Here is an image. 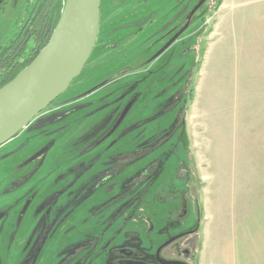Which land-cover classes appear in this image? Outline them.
I'll return each mask as SVG.
<instances>
[{
  "label": "rangeland",
  "instance_id": "1",
  "mask_svg": "<svg viewBox=\"0 0 264 264\" xmlns=\"http://www.w3.org/2000/svg\"><path fill=\"white\" fill-rule=\"evenodd\" d=\"M134 1L141 3L143 0ZM188 1L148 0L147 3L138 6L140 7L139 16L147 17H139L140 20L137 21L136 26L144 25L145 18L155 17L157 21L154 23L159 31L167 24L166 21L169 22L181 12L183 4H187ZM196 1L191 0L192 7ZM22 19L19 4L15 0H11L0 9V41L9 38ZM160 19L163 20L159 22ZM148 26L149 24L144 25L143 31L134 41L131 40L137 47V51L132 48L133 43L132 49L117 51L116 55L123 52L124 55L116 63H100L101 60L98 58L100 52L93 51L83 71L59 97V99L71 98L77 92L87 91L93 88V84L100 78L115 72L114 76L119 77V82L117 80L112 86L82 99L81 103L91 101L96 103L76 112L77 116L71 119L67 131L61 130L57 133L62 132L63 136L69 133L70 137L67 140L64 137L56 139L53 142V151L48 155L49 162L43 164L41 169L38 166L31 172L28 184L33 181L38 183L33 186V189L39 192L33 200L31 209L24 216L22 227L31 216L33 207L36 208L44 199L47 188L59 175L58 171H54L59 166L63 169L71 167L72 157L80 155L89 146V142L94 143L107 134L105 132L112 129L122 108L115 111L109 109V106L102 107L91 118L87 115L93 111L94 107L119 96L126 85L147 77V71L137 72L140 69L138 65L143 63L151 53L159 50L157 45L155 50L140 47L145 46L149 40ZM109 34L110 32L106 35L110 36ZM4 44L3 42L2 45ZM106 56L109 57V54ZM150 67V72L153 73L150 77L148 75L149 83L147 84L150 85L151 90L148 91L144 85L139 84L138 92L143 94L108 143L118 138L117 141L99 157V161L113 154L125 153L133 149L136 142L140 143L141 140L171 126L178 111L184 102H187L184 115L185 127L181 133L182 140L173 137L164 147L157 150L158 154H163L160 157L163 160V170L160 172L159 180L143 195L138 213L152 222L154 231L150 234L151 239L161 241L163 237L157 238L156 235L159 229L165 226L166 217L163 214L165 211L167 213L168 208L174 203L160 204L154 198L159 191H167V184H175L176 188L178 187L177 175L183 167L185 169L183 174H186L185 180L191 186V201L195 203L194 201L198 199L200 206V228L192 237L195 240L192 251L196 255L193 264H197L202 243H204L202 263L215 264V228L222 220H229L236 215L240 211L237 204L245 202L248 195L264 183V0H207L195 13L190 26L181 38L150 64ZM120 68L122 69L119 70ZM178 78L181 80L180 85L184 86L185 90H189V93L177 106L169 109L172 106L171 94L179 86H175L169 93L166 89L178 81ZM110 92L112 94L109 97L96 101ZM126 102V100L121 101V106ZM55 104L60 102L57 101ZM100 115L107 117L106 128L99 134L84 138L83 136L87 133L85 126ZM144 120L147 121L143 125L134 127ZM89 125L93 128L95 123ZM91 128H88L89 133ZM28 135L19 136L26 139ZM165 156L170 157V160L166 162ZM126 161L122 159L119 162L124 164ZM53 164L55 165L51 167ZM97 166L98 164H95L93 169ZM138 168L139 165H133L128 171L126 170L127 174L121 177V180L133 175ZM44 175L45 181H41L40 178ZM73 176L74 173H70L65 179H61L58 185L64 180L69 181L70 185ZM7 184V179L0 180L1 188ZM60 187L55 189L60 191L62 189ZM116 190L117 188L106 193L96 192L91 200H94V203L102 202ZM171 195L173 198L177 196L175 186ZM60 199L61 202L63 198ZM94 203H88L78 215L75 216V212L71 215L73 219L70 222H75L76 227L67 237H60L57 252H61L62 247L74 240L82 241L85 236H95L100 230L102 227L100 220L95 222L94 218H89L92 213L88 211L93 210L95 213L92 208L96 206ZM174 206L176 207V204ZM89 207L91 208L88 209ZM5 210L8 209L0 207V212L3 213ZM13 210H15L14 217L19 212V208L16 207ZM134 220L136 221L129 223L127 230L135 229L134 226L139 219ZM7 223L10 221L5 224ZM142 224L144 234L149 231V227L147 228L145 223ZM1 227L0 222V229ZM170 232L173 234L175 229H170ZM19 246L17 237L8 253L5 252L3 259L7 261L11 256H15ZM54 254L44 258L43 264H48L47 262ZM92 264L106 263L96 258Z\"/></svg>",
  "mask_w": 264,
  "mask_h": 264
},
{
  "label": "flooded vegetation",
  "instance_id": "2",
  "mask_svg": "<svg viewBox=\"0 0 264 264\" xmlns=\"http://www.w3.org/2000/svg\"><path fill=\"white\" fill-rule=\"evenodd\" d=\"M10 1L0 0V9ZM15 1L19 4V11L23 15V19L18 26H15L9 38L0 41V49L7 50L3 57H8L14 47L23 48V52L27 54L25 56H28L44 45L48 34L51 35L54 29L53 23L62 9L63 2V0ZM199 1L197 0L193 7ZM147 2L148 0H143L141 3H135L134 0L100 1L98 32L92 49V52H100L98 56L101 60L100 63L118 62L124 55V52L116 55V52L120 50L133 48L137 51V47L131 40L134 41L138 34L143 31L144 25L149 24L148 30L150 32L148 35L150 36L145 46L140 47H146L150 50L154 49L156 45L161 50L181 28H184L178 38L173 40L160 55L155 57L159 50L154 51L143 63L138 65L140 69L137 72L145 70L150 77L153 73L150 72V64L181 38L190 26L195 13L204 5L202 4L191 16L190 12L193 7L191 0H189L187 4H183L181 12L169 22L166 21L167 24L158 31V27L154 23L157 21L155 17L145 18L144 25L136 26L140 18L147 17L139 16L140 7L138 6ZM163 19H160L159 22ZM109 32L110 36H107L106 34ZM3 42L4 45H2ZM7 42L8 45L5 46ZM132 43L133 47L131 48ZM107 54L109 57L106 56ZM115 73L100 78L93 84V88L82 93L77 92L71 98L59 99L60 95L52 104L35 116L14 138L0 146V180H8L7 186L0 187V207L8 209L3 213L0 212L2 226L0 229V264H43V259L53 253L55 254L47 262L48 264H92L96 258L103 260L106 264H193L196 255L192 251L195 247V240L192 237L197 234L200 228V206L198 199L194 201L195 203L191 201V186L185 180L186 174H183L185 171L183 167L177 175L178 187L176 188L175 184H167V191H159L157 197L154 198L160 204H176V207L173 204L172 207L168 208V212L165 211L163 214L166 217L165 226H162L156 235L157 238L163 237L161 241L151 239L150 234L154 231V226L146 216L143 217L138 213L143 195L151 185L159 180L160 172L163 170V160L160 158L163 154H158L157 150L164 147L173 137L182 140L181 133L185 127L184 115L187 102H184L171 126L141 140L140 143L136 142L133 149L125 153L113 154L103 161H99V157L117 141L118 138L108 143L143 94V92H138L139 84L144 85L148 91L151 90L150 85L147 84L149 83L148 75L146 78L126 85L119 96L94 107L93 111L87 115L91 118L102 107L109 106V109L115 111L122 108V112L114 122L112 129L105 132L107 134H104L94 143L87 140L89 146L80 155L71 158L73 161L71 167L63 169L59 166L54 171H58L59 175L47 188L44 199L39 202L36 208L33 207L31 216L25 226L22 227L24 216L31 209L33 200L39 192L33 189V186L38 183L33 181V183L28 184L31 172L36 170L38 166L41 169L43 164L49 162L48 155L53 151V142L56 139L64 137L67 140L70 137L69 133H65V136L61 134L62 132L57 133L61 130L67 131L71 119L77 116L76 112L96 103L92 101L81 103L82 99L112 86L117 80L119 82V77L114 76ZM180 83L181 80L178 78V81L166 89L169 93L175 86H179L171 94L172 106L169 109L177 106L189 93V90H185V87ZM111 94L112 92L96 101H101ZM123 100L127 102L121 106ZM57 101L60 104L56 105ZM127 108L126 114L122 117ZM106 118L100 115L88 123L84 128H87V133L83 137L88 138L99 134L102 129L104 130L108 122ZM146 121L144 120L134 127L143 125ZM91 123H95L93 128L89 125ZM88 128H91L90 133ZM21 134L29 135L25 139L19 136ZM165 158L166 162L170 160L168 156ZM122 159L127 161L124 164L120 163L119 161ZM95 164L98 166L93 169ZM135 164L139 165V168L133 175L121 180V177H125L128 169ZM70 173H74L71 179L73 180L72 183L69 185V181L64 180L58 185V182L65 179ZM45 178L44 175L40 180L45 181ZM174 186L177 190L175 198L171 195ZM58 187L62 189L60 191L55 189ZM116 188V192L107 196L102 202L94 203V200H91L96 192L106 193ZM60 198H63L61 202ZM88 203L96 205L92 206L95 213L93 210L88 211L91 207L86 210L88 213H92L89 218H94L95 222L100 220L102 227L95 236H85L82 241L74 240L62 247L61 252H57L56 250L60 246L58 244L60 237H67L76 227L75 222H70L73 219L71 215L74 212L75 216L78 215ZM16 207L19 208V212L13 217L15 214L13 209ZM111 209L112 211H110ZM135 218L139 219V222L134 226L135 229L127 230L129 223L136 221ZM7 221L10 223L6 225ZM142 223H145L147 228L149 227V231L144 234L142 233ZM177 228L179 229L177 230ZM170 229H175V232L172 234ZM17 237L20 242L17 254L5 261L3 259L5 252L8 253Z\"/></svg>",
  "mask_w": 264,
  "mask_h": 264
},
{
  "label": "water",
  "instance_id": "3",
  "mask_svg": "<svg viewBox=\"0 0 264 264\" xmlns=\"http://www.w3.org/2000/svg\"><path fill=\"white\" fill-rule=\"evenodd\" d=\"M100 1L64 0L59 19L46 45L27 67L0 88V146L22 131L80 74L95 45ZM206 1L200 0L190 15ZM183 31L184 28H181L155 57Z\"/></svg>",
  "mask_w": 264,
  "mask_h": 264
},
{
  "label": "crops",
  "instance_id": "4",
  "mask_svg": "<svg viewBox=\"0 0 264 264\" xmlns=\"http://www.w3.org/2000/svg\"><path fill=\"white\" fill-rule=\"evenodd\" d=\"M237 207L236 215L215 228V264H264V183ZM203 257L204 243L198 264Z\"/></svg>",
  "mask_w": 264,
  "mask_h": 264
},
{
  "label": "trees",
  "instance_id": "5",
  "mask_svg": "<svg viewBox=\"0 0 264 264\" xmlns=\"http://www.w3.org/2000/svg\"><path fill=\"white\" fill-rule=\"evenodd\" d=\"M61 11H59V14L54 20V27L59 19ZM49 36L50 33L48 34L46 43L49 40ZM46 43L36 49L32 55L28 56H25L26 53L23 52V48L21 49V47H14L12 53L8 57H3L7 50L0 49V88L10 82L19 72L27 67L34 57L39 53V51L46 45Z\"/></svg>",
  "mask_w": 264,
  "mask_h": 264
}]
</instances>
